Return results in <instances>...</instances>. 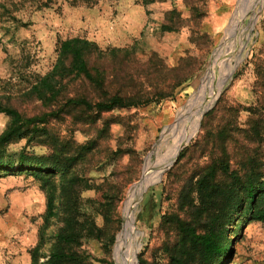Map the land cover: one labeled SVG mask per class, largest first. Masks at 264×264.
<instances>
[{
  "label": "rangeland",
  "instance_id": "obj_1",
  "mask_svg": "<svg viewBox=\"0 0 264 264\" xmlns=\"http://www.w3.org/2000/svg\"><path fill=\"white\" fill-rule=\"evenodd\" d=\"M75 36L93 42L90 63L107 92L151 101L102 113L72 107L0 147V160L25 161L0 167V264H168L178 234L162 216L197 224L185 209L206 167L264 162V140L249 131L255 120L264 128V0H0V101L24 116L49 112L32 86ZM64 84L104 95L78 79ZM54 100L60 109L64 95ZM189 113L200 115L196 130L177 134L170 151L165 140ZM11 119L0 112V135ZM51 181L57 215L47 222ZM138 184L132 231L119 244ZM224 221L229 250L214 264H264V221L237 209Z\"/></svg>",
  "mask_w": 264,
  "mask_h": 264
},
{
  "label": "trees",
  "instance_id": "obj_2",
  "mask_svg": "<svg viewBox=\"0 0 264 264\" xmlns=\"http://www.w3.org/2000/svg\"><path fill=\"white\" fill-rule=\"evenodd\" d=\"M156 1L166 0H143L144 3ZM189 6L192 13L199 10L197 6ZM174 28L167 22L162 25L163 31H171ZM92 51L93 42L84 37L75 36L59 42L56 63L32 86L34 95L50 110L42 117L24 116L17 109L5 106L0 101V112H5L12 118L9 129L0 135V147L6 145L16 133L19 134L22 128L38 124L36 121L48 122L50 117L58 116L72 107L102 113L122 107L146 105L151 101L137 95L123 94L120 91L107 92L104 78L90 63ZM76 79L88 83L92 88L102 87L104 95L93 99L84 93L73 94L65 91L68 85L64 84V81ZM59 94L64 95V102H61L60 109L56 110L54 99ZM249 131L251 138L264 140V128L259 120L251 123ZM83 148L88 147L83 145L81 149ZM250 162L249 167L242 165L241 168L236 169L228 160L216 158L206 167L205 173L196 181V200H192L190 206L185 209V212L187 210L188 214L197 217V224L190 223L187 218L179 214H175L176 217L171 221H167L166 215L162 216V224L172 226L178 234L176 241L167 246L172 248L168 264H198V262L214 264L220 257H225L229 247L224 243L225 233L222 229L224 220L235 209L247 210L252 219L264 221V162L254 157ZM24 163V157L15 162L1 159L0 167L19 169ZM36 171L46 176L43 168ZM237 184H241L237 188L242 191L241 197L235 193L234 188ZM44 189L47 199L45 220L48 222L57 215L58 199L52 181L44 184ZM33 264H37L36 261Z\"/></svg>",
  "mask_w": 264,
  "mask_h": 264
},
{
  "label": "bare ground",
  "instance_id": "obj_3",
  "mask_svg": "<svg viewBox=\"0 0 264 264\" xmlns=\"http://www.w3.org/2000/svg\"><path fill=\"white\" fill-rule=\"evenodd\" d=\"M229 57V56H228ZM228 61V58L226 57L225 60L223 61V63L220 65V67L218 68L217 70V76L220 77L222 74V69H227L226 67V63ZM227 71V70H225ZM215 75V76H216ZM229 75V74H228ZM216 78V77H215ZM219 80V79H218ZM214 87V86H213ZM212 88V87H211ZM199 114H192V113H189L187 116H185L184 119H182L180 122H179V125H177V128H175V130L172 132V135L168 138H166L165 142L167 141V143H169V148H170V151L172 149V147L174 146V143L176 142L175 141V136L179 133H184L183 135L186 136L187 134H191L193 133V129L196 130V125L193 126V124L191 123V121L197 123L198 119H199ZM176 124V123H175ZM174 124V125H175ZM194 130V131H195ZM187 132V133H186ZM178 136V135H177ZM175 137V138H174ZM156 148V147H155ZM162 168V167H161ZM148 179V178H147ZM146 181V179H144ZM143 180V181H144ZM140 186V184L134 186V189H133V192L131 193L130 197H129V200L127 202V205H126V215H125V221H124V231L120 234L119 236V244H122L125 237L132 231V223H133V220H134V206L137 202V189L138 187ZM139 196V195H138ZM129 237V236H128ZM119 249V248H118ZM125 249V248H124ZM126 254V253H125ZM123 257V256H122ZM128 261V260H126ZM127 264V263H126Z\"/></svg>",
  "mask_w": 264,
  "mask_h": 264
},
{
  "label": "water",
  "instance_id": "obj_4",
  "mask_svg": "<svg viewBox=\"0 0 264 264\" xmlns=\"http://www.w3.org/2000/svg\"><path fill=\"white\" fill-rule=\"evenodd\" d=\"M208 109L204 110L202 114H204L205 112H207Z\"/></svg>",
  "mask_w": 264,
  "mask_h": 264
}]
</instances>
